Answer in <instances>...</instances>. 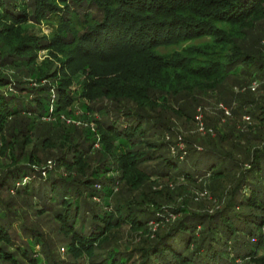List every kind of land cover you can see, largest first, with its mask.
Masks as SVG:
<instances>
[{
    "label": "trees",
    "instance_id": "1",
    "mask_svg": "<svg viewBox=\"0 0 264 264\" xmlns=\"http://www.w3.org/2000/svg\"><path fill=\"white\" fill-rule=\"evenodd\" d=\"M44 22L50 36L28 33ZM203 38L211 43L157 52ZM0 56L16 70L0 72V153L21 165L0 195L41 204L71 258L37 251L45 242L33 228L21 256L11 253L14 223L0 201V264H264V0H0ZM184 92L218 96L230 112L219 106L228 123L186 139V155L165 142L174 119L196 120L173 106ZM51 158L55 169L35 170ZM198 179L217 191L212 213L190 207L210 191L184 195ZM124 227L141 241L116 244Z\"/></svg>",
    "mask_w": 264,
    "mask_h": 264
},
{
    "label": "rangeland",
    "instance_id": "2",
    "mask_svg": "<svg viewBox=\"0 0 264 264\" xmlns=\"http://www.w3.org/2000/svg\"><path fill=\"white\" fill-rule=\"evenodd\" d=\"M52 21H54V22H52ZM48 23H56L55 18H52ZM48 23L44 22L43 24L36 25V26L33 25L32 23H28V24H26L27 31L29 34L36 35L39 37H41L42 35L50 36L51 32L54 30L51 26L48 25ZM226 28L228 30L232 31L231 28H229V27H226ZM205 43H211V40L209 38L198 39L195 41L180 44L178 46L159 48L157 50V52H158V54L163 55V56H171L175 52L182 53V51L187 47L202 45ZM45 57H46V52L45 51L40 52L38 54L37 64L39 65L45 59ZM1 65H2V58L0 56V72H5L4 68H6V67H3ZM237 71L239 72V70H237ZM5 73L7 75H9L10 77H12V75L16 73V70L8 68V71ZM12 88H14V86H12ZM7 89H9V88H7V87L1 88V90L3 92L6 91ZM259 90H260V87L255 93H257ZM175 96L176 97H175L174 101L172 102L174 104L173 106L176 109H182V106H188L190 109H192L194 111V116H196V120L193 121V124L187 125L181 119H178V118L174 119L173 120L174 126L172 128L173 131L170 133H166L165 142L173 141L174 142L173 145L172 144L170 145L171 146L170 151H174L176 153L183 151V154L186 155L187 153L190 154V152L187 151V147H186L187 143L185 142L186 139H192L195 142L198 140L200 142L201 140L198 139V137H200V138L206 137L205 133H206L207 128H209V130L210 129L214 130L213 126L216 125L217 128L223 129V126L226 123H228V118L223 117L219 108H218L221 105V103H223V101L220 100V98L219 99L217 98L218 96L215 97L212 94H209L207 96H202V95L198 94L194 100L192 99V97L187 92H184L180 95H175ZM90 117L94 120L99 119V115L97 113L96 114H90ZM197 117H199L201 119V122H203L205 128L207 127L206 130H204V131L199 130L200 121ZM207 117L209 119L207 122L208 126H207L206 121H205V118H207ZM247 119L248 118H244V120L246 122L248 121ZM62 120L66 125L76 126L79 129V131L82 130L83 127H87L89 125V123L76 121V120L71 119L70 117H63ZM46 121H47V123H49L48 120H46ZM245 121L238 125V128L240 130H242V129L247 130L248 123H246ZM212 134H213V136L212 135L211 136L213 139L218 138V134H216L215 131ZM33 140H34V144H36L37 148L38 149L41 148L39 141L36 138H33ZM8 141L10 143H12L14 146H17V140L15 139V137H13V138L9 137ZM182 141H183V143H182ZM174 144H176V146ZM194 146L199 151H202V149L204 148L203 146H201L200 143H197ZM1 147H3V146H1ZM1 147H0V150H1ZM30 147L31 148H28L29 150L32 149V146H30ZM54 152H56V151L54 150ZM16 153L17 154L20 153L18 146L16 149ZM11 154H12V152H10V151L6 152L5 155L0 153V181L9 172V170L14 169L15 166H21V165H17V164L12 162V160L10 159ZM202 162H203L202 166L208 165V164H206L208 162L205 161V159H203ZM56 163H57V159L51 158L47 162H44V164L41 163L40 166L35 168V170L38 171L41 168H44L43 171H45L46 167H48L49 170H52V169L56 168ZM42 165L44 167H42ZM180 166H182V164H180ZM185 166H186V168L183 170L189 171V167H191L192 165L189 161L188 164ZM43 171H41L42 174H43ZM37 176L38 175H36V177ZM38 177H37V179H39ZM43 177H44V174H43ZM30 181H31V179L26 177V178H24V180H22V183H19V184L17 183L16 185L17 186H19L21 184L24 185L26 183H29ZM197 182H196V184H192V183H190V185L186 184L187 185L186 188L188 190L185 191L184 195H186V197H188V196L192 195L191 193H193V195H196V197H197V194H199L201 196L203 191H208V192L210 191V193L208 194L209 197L208 196L205 197V195H203L204 197L199 198V200H196V198H194V203L190 207L193 210H198V211H201L203 213H205V212L212 213L213 211H215L217 209V207H218L217 204H220L216 198L217 196L215 195L217 193V191L212 189L213 192H211V190H209V188H208V190L202 189V187H200V186L203 183V181L201 183L200 179H198ZM206 183H207L206 184L207 187H208V185L209 186L212 185L211 184L212 182L210 180L206 181ZM173 185H174V188L176 186L178 188V183H175ZM206 185H203V188ZM117 192H118V194H116V197H120L122 195V194H120L121 189H120V191H117ZM14 194H16L15 190L12 191V194L3 193L0 195V201L3 202V205H4L3 209L11 212L10 216H11L12 222L14 223L13 224L14 226H12V228L9 230V232L11 233V239L16 242L15 245H12L11 253H15V254L19 253L18 256H21L20 255V254H22L21 251H23L26 247V240L29 237H31L30 234L33 233L32 231H27L26 229L27 228H33L34 230H36V231L38 230L41 232L43 240L45 242L44 246H42V247L38 246L36 248L37 251H39V252L41 251L42 253L46 252V254L48 252H51L52 255H54V258L57 260H62V261L71 260L70 255H68L67 244L65 243L64 237L60 234L59 226L54 221V219L51 217H48V216H39L37 211H40L42 206L37 201L34 204V201L27 200L26 198L25 199L18 198ZM181 202H182V200L178 201V203H181ZM167 213H170V212L167 211ZM177 218H178V216H173L172 219L175 221ZM168 220L169 219H166V221H163L160 226L162 228L163 227L165 228V226L167 224L174 222L173 220L168 222ZM150 227H151L150 231H149L150 233H154L153 231H156L158 228L154 224H152ZM152 238H153V236H152ZM140 241H141L140 234H135L132 231H130L127 227H124L122 233L117 238L116 244L126 245V244H130V243H135V242L139 243ZM107 248H111V247L108 245Z\"/></svg>",
    "mask_w": 264,
    "mask_h": 264
},
{
    "label": "built area",
    "instance_id": "3",
    "mask_svg": "<svg viewBox=\"0 0 264 264\" xmlns=\"http://www.w3.org/2000/svg\"><path fill=\"white\" fill-rule=\"evenodd\" d=\"M220 108L221 109H223L225 112H226V114L227 115H230V112H229V110L226 108V107H224L223 105H220ZM198 119H199V121H200V128H199V130L201 131H204L206 128H205V126H204V124H203V122H201V119L199 118V117H197ZM210 132H212V130L210 131Z\"/></svg>",
    "mask_w": 264,
    "mask_h": 264
}]
</instances>
